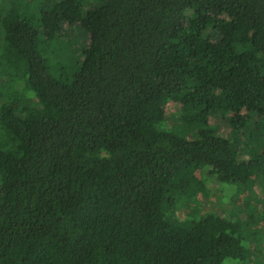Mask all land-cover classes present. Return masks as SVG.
<instances>
[{
    "label": "trees",
    "instance_id": "16d2710c",
    "mask_svg": "<svg viewBox=\"0 0 264 264\" xmlns=\"http://www.w3.org/2000/svg\"><path fill=\"white\" fill-rule=\"evenodd\" d=\"M85 1L0 0V264H264V0ZM212 182L244 208L197 212Z\"/></svg>",
    "mask_w": 264,
    "mask_h": 264
},
{
    "label": "rangeland",
    "instance_id": "374dc122",
    "mask_svg": "<svg viewBox=\"0 0 264 264\" xmlns=\"http://www.w3.org/2000/svg\"><path fill=\"white\" fill-rule=\"evenodd\" d=\"M100 4L99 0H89L85 1L83 7H89L92 5ZM75 31L71 35H64V37H60V44L56 42V52H48V55L53 57L51 61L52 71L54 75L60 76L63 71H66L68 75H72L79 63L82 59V46H83V31L81 28H74ZM81 54V55H80ZM2 78V77H1ZM2 90V87H0ZM4 97L0 96V104L3 102ZM163 108L166 113L171 117V119L178 117L181 112V103L175 100L167 101L163 104ZM168 124V123H167ZM264 125V122H263ZM170 126V125H169ZM253 124H248L245 133L249 136L245 135L244 138L240 139L241 143H245L244 146L247 150L256 149L258 150L260 147H264V133L262 136L255 138ZM222 130L225 131L226 134H229L230 127L226 124V121L222 122ZM264 127V126H263ZM259 129V127H257ZM256 131V130H255ZM257 132V131H256ZM251 135V136H250ZM253 136V137H252ZM247 137V138H246ZM246 150V149H244ZM243 150V156L246 157L247 153ZM253 150V152H255ZM251 186L254 187L256 191V196L254 197L252 204H256V215H263L260 218L258 225L255 226V231L258 234H263L261 242L264 240V233L258 231V227L263 228L264 231V162L262 161L260 165H258L255 169L254 174L251 177L250 183ZM241 184H226L224 186V200L225 203L222 204V192L218 188L216 183L212 182L208 184L207 191H201L198 194L197 199L195 200L194 205L196 206V211L202 213L204 210H213L219 211L220 207H225L227 210H230L233 207H239L241 209L244 208L243 206V199L247 195L248 191L239 190ZM257 202V203H256ZM261 204V205H260ZM259 208V209H258ZM231 212V211H229ZM260 237V235H257ZM249 239H244V243L248 244ZM262 250L264 252V244L262 245Z\"/></svg>",
    "mask_w": 264,
    "mask_h": 264
}]
</instances>
